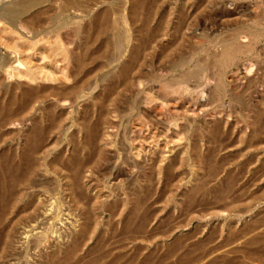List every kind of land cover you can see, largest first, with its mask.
I'll return each mask as SVG.
<instances>
[{
    "label": "rangeland",
    "instance_id": "374dc122",
    "mask_svg": "<svg viewBox=\"0 0 264 264\" xmlns=\"http://www.w3.org/2000/svg\"><path fill=\"white\" fill-rule=\"evenodd\" d=\"M42 2L0 0V173L40 164L0 264H264V0Z\"/></svg>",
    "mask_w": 264,
    "mask_h": 264
},
{
    "label": "bare ground",
    "instance_id": "6f19581e",
    "mask_svg": "<svg viewBox=\"0 0 264 264\" xmlns=\"http://www.w3.org/2000/svg\"><path fill=\"white\" fill-rule=\"evenodd\" d=\"M18 1L21 2V6H22L21 9H17V8H15V9L14 8H9L8 9V13L12 17H17L19 14L23 13L21 11H23L24 9L26 11V12L25 11L24 12L27 13L28 10H32L33 8L39 6L41 3H43L42 2L43 0H18ZM137 2H138V0H134V5L135 6H136ZM77 3H78V0H64V4L63 5L64 6L71 5V6L74 7ZM111 11H110V9L108 7L105 6L98 13V15L95 17L96 28H98L99 31H103L104 32L106 26L112 21V20H110V15H112ZM262 12H264V11H262ZM259 13H261V12H259ZM262 15H264V14H260V16H262ZM261 19L264 20V18H261ZM259 21H260V18H259ZM263 24L264 23L261 21L260 23L256 24L258 26H255L254 30L248 32L249 34L245 33L246 35H250V37H252V38H251V42L244 46L246 48L244 50H250L252 48L253 44L256 43L257 41H259L264 36V25ZM113 25H114V23L111 22V26H113ZM111 26H110V28H111ZM113 27H115V26H113ZM115 28H113V29H115ZM106 31H107V28H106ZM115 31H116V29H115ZM117 32H118V30H117ZM117 32H115L116 35L114 33L113 36L117 37L118 34L121 35V31L118 32V34H117ZM236 33H238V32H236ZM236 33L234 34L235 36H236ZM229 36H230V34H229ZM116 37H114L115 40H113L114 39L113 38L112 41L111 40H106L103 43V44H105V46L110 47L115 52L117 50H119L120 43H121L120 39H122V38L119 39V37L117 39ZM224 45H226V51L223 52L224 54L221 53L223 56H222V59H220V63L223 60L227 61V59L230 58L234 53L239 52V50H241V47H239L241 45L238 44L239 46H237L232 41H230V42H228L227 44H224ZM57 46L58 47H56V45H54L53 47L51 46L52 49L49 47V49L51 50V53L56 54L57 51H59L60 54H62V56H64V58L68 59V57H69L71 62H72V64H74L75 67H79V65L81 66L82 61H84V60H82V57L76 56V55H68L67 53H64L63 51L64 50L66 51V49H63L62 47H60L61 46L60 43ZM223 64H225V63H222L221 65H223ZM35 67H36V65L33 64L32 61L26 62L24 73L29 78H34L36 73H37V71H35V70L39 69V67L38 68H35ZM33 68H35V69L33 70ZM126 71H127L126 68H123L121 70V73L124 74ZM40 72H42V71L40 70ZM39 73H37V74H39ZM188 73L185 74V76L188 75ZM159 88L166 95H173L178 89V88H176V89L172 88L171 84L169 83V81H164V80L161 81V83L159 84ZM30 92H31L30 90L29 91L25 90L22 96L26 97V99H27V97H29L31 95ZM21 102H22L21 100L20 101L18 100V101L12 102V104H16V105L19 106V104H22ZM5 159H8V158H5ZM5 159L2 162L1 173H0V224L4 220L5 221L6 220H11V222L18 223L22 219L20 217V214L22 212H24L34 201V193H30L29 190H30L31 187L34 186V183L36 181L35 177L39 173L40 164L35 160L33 151L31 152L30 150L21 153L20 160L17 163H14L10 159H8V160H5ZM75 178L73 177V179H75ZM74 182H75V180H74ZM6 238L10 239V234L9 233H7Z\"/></svg>",
    "mask_w": 264,
    "mask_h": 264
}]
</instances>
